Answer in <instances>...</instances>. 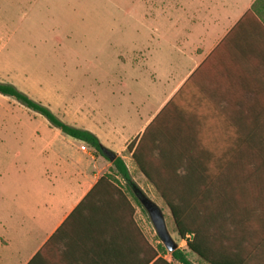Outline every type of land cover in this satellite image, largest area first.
Returning <instances> with one entry per match:
<instances>
[{
    "label": "crops",
    "instance_id": "crops-1",
    "mask_svg": "<svg viewBox=\"0 0 264 264\" xmlns=\"http://www.w3.org/2000/svg\"><path fill=\"white\" fill-rule=\"evenodd\" d=\"M164 7L170 14L168 63L158 68L157 82H149L153 101L138 100V122L124 123L133 126L123 151L182 88L192 122L210 127L212 139H237L238 127L249 125L241 136L256 142L252 181L227 185L217 203L223 217L234 214L248 225L227 230L230 243L219 252L232 264H264V0H168ZM77 128L108 149L110 123ZM50 137L32 138L18 153L27 174L9 198L20 202L19 211L0 212V264H129L131 240L142 232L138 207L88 196L111 164L92 149L83 156L78 140ZM165 259L149 264H183ZM196 259L190 256L191 264H201Z\"/></svg>",
    "mask_w": 264,
    "mask_h": 264
},
{
    "label": "rangeland",
    "instance_id": "rangeland-1",
    "mask_svg": "<svg viewBox=\"0 0 264 264\" xmlns=\"http://www.w3.org/2000/svg\"><path fill=\"white\" fill-rule=\"evenodd\" d=\"M165 4L168 0H0V82L13 84L71 125L110 123L108 149L122 153L142 191L162 209L179 248L187 250L168 208L123 151L133 126L124 123L138 122L139 101H153L148 88H154L150 83L157 82L158 68L168 63L171 29ZM45 135L54 142L70 138L0 95L1 213L19 211L20 202L9 199L13 184L24 182L27 174L18 153L32 138ZM77 148L90 157L91 151ZM136 218L144 238L155 249L164 247L145 210L138 207Z\"/></svg>",
    "mask_w": 264,
    "mask_h": 264
},
{
    "label": "trees",
    "instance_id": "trees-1",
    "mask_svg": "<svg viewBox=\"0 0 264 264\" xmlns=\"http://www.w3.org/2000/svg\"><path fill=\"white\" fill-rule=\"evenodd\" d=\"M0 95L11 97L41 115L52 127L85 143L112 164L110 173L98 180L88 196L118 197L130 205L134 201L143 209L137 198V194L143 191L124 158L107 149L94 133L66 123L48 106L32 99L13 84L0 82ZM209 129L192 122L182 88L126 149L138 173L168 208L176 232L186 244L187 250L178 248L170 253L171 260L183 264H191V255L207 264H232V259L226 257L224 251L219 252L225 243H230L227 230L248 225L246 221L240 222L234 214L227 219L223 217L217 203L219 192L231 188L227 185L252 181L250 166L253 157L250 152L256 142L241 136L249 134L250 126L238 127L240 136L237 139H212L207 134ZM223 129L228 131V126ZM105 152L111 153L114 159L111 160ZM120 181L124 185H120ZM131 242L129 264L166 260L165 248L159 245L155 249L141 231H137Z\"/></svg>",
    "mask_w": 264,
    "mask_h": 264
},
{
    "label": "water",
    "instance_id": "water-1",
    "mask_svg": "<svg viewBox=\"0 0 264 264\" xmlns=\"http://www.w3.org/2000/svg\"><path fill=\"white\" fill-rule=\"evenodd\" d=\"M105 154L111 159H114V156L109 153L105 152ZM137 198L142 206V208L147 213L152 226L159 238L162 242L164 247L167 249L169 253L176 251L179 248L178 243L173 239L172 235L170 234L165 215L162 209L152 200L150 199L145 193L141 192L137 194Z\"/></svg>",
    "mask_w": 264,
    "mask_h": 264
},
{
    "label": "built area",
    "instance_id": "built-area-1",
    "mask_svg": "<svg viewBox=\"0 0 264 264\" xmlns=\"http://www.w3.org/2000/svg\"><path fill=\"white\" fill-rule=\"evenodd\" d=\"M81 150L85 153H89L91 149L85 143H82Z\"/></svg>",
    "mask_w": 264,
    "mask_h": 264
}]
</instances>
